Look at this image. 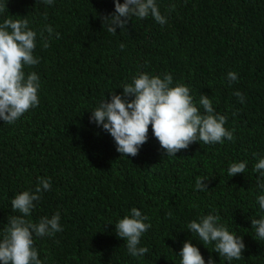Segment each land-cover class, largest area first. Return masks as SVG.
Segmentation results:
<instances>
[{
  "label": "trees",
  "instance_id": "1",
  "mask_svg": "<svg viewBox=\"0 0 264 264\" xmlns=\"http://www.w3.org/2000/svg\"><path fill=\"white\" fill-rule=\"evenodd\" d=\"M156 3L165 25L151 16L132 17L113 34L102 27L103 17L114 12L113 0H0V23L27 18L37 32L40 61L26 69L40 77L39 106L11 125L0 120V237L18 215L11 199L49 179L51 190L27 218L37 223L60 214L61 232L34 236L42 264H180L177 254L188 240L205 264L209 256L215 264H264V240L254 239L250 221L264 215L256 200L264 192L252 171L264 157V0ZM46 25L59 38L53 35L44 49ZM229 72L238 80L229 82ZM137 73L171 74L173 86L189 87L197 104L201 94L209 96L215 111L227 116L234 140L193 143L166 157L150 125L138 155L120 157L113 138L90 123V112L113 93L122 95ZM244 161V174H227L232 163ZM197 177L205 178L207 190L195 189ZM132 208L151 224L139 245L148 248L143 257L130 256L115 234V224ZM208 214L243 237L241 259L219 257L213 244L188 232L191 221Z\"/></svg>",
  "mask_w": 264,
  "mask_h": 264
},
{
  "label": "clouds",
  "instance_id": "2",
  "mask_svg": "<svg viewBox=\"0 0 264 264\" xmlns=\"http://www.w3.org/2000/svg\"><path fill=\"white\" fill-rule=\"evenodd\" d=\"M45 5H52L54 0H40ZM114 12L103 17L102 27L109 33L124 30L132 17L146 19L151 16L161 26L167 23L166 17L159 10L156 0H113ZM171 5L169 11L174 10ZM5 6L0 5V12ZM48 36H44V32ZM54 33L50 25H46L40 33L42 47H49V39ZM37 47V32L29 27L27 18H6L0 23V120L9 125L18 121L25 113L39 106L40 77L35 71L26 69L39 64L34 55ZM123 50L125 45L121 44ZM229 82L238 80L236 72L227 74ZM122 95L112 94L110 101L104 99L90 115V123H95L114 140L116 151L121 156L135 157L143 144L148 140L149 126L158 141L164 156L176 157L181 150H186L193 143L204 145L223 144L225 140L233 141L234 135L226 127L227 116L215 111L212 100L207 95H200L198 104L194 102L189 87L183 84L173 86L171 74L152 76L148 73H137L132 82L122 88ZM240 103H244V95L233 93ZM201 109L203 111L201 112ZM254 158L258 154H253ZM247 162L232 163L227 174L234 177L244 174ZM257 175V188L264 192V157H259L252 168ZM205 178L197 177L195 189L207 190ZM51 190V181L40 178L34 191H23L11 199V211L18 213L7 220L0 237V264H42L34 236L38 238L52 237L63 229L60 225V214L51 218L42 217L33 223L27 219L41 194ZM259 210L264 213V194L256 197ZM148 217L142 215L137 208H132L130 215L124 216L114 226L115 234L124 241L127 252L132 257H143L147 247H140L141 238L150 228L145 223ZM218 215L208 214L197 221H191L188 232L195 234L206 244H213L212 252L224 257L227 261L239 260L245 250L243 237L230 233L219 223ZM251 230L254 239L264 240V215L252 218ZM180 264H205L199 248L193 246L191 240L186 241L180 252ZM207 264H215L209 256Z\"/></svg>",
  "mask_w": 264,
  "mask_h": 264
}]
</instances>
